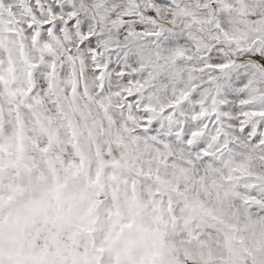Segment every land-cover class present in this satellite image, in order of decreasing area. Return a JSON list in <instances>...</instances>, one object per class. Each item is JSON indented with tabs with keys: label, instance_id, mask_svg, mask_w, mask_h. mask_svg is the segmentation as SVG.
I'll list each match as a JSON object with an SVG mask.
<instances>
[{
	"label": "snow or ice",
	"instance_id": "snow-or-ice-1",
	"mask_svg": "<svg viewBox=\"0 0 264 264\" xmlns=\"http://www.w3.org/2000/svg\"><path fill=\"white\" fill-rule=\"evenodd\" d=\"M0 264H264V0H0Z\"/></svg>",
	"mask_w": 264,
	"mask_h": 264
}]
</instances>
